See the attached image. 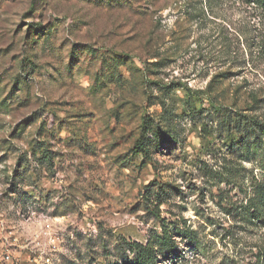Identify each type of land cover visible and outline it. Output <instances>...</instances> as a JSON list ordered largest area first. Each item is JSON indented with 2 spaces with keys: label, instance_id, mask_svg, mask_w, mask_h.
Returning a JSON list of instances; mask_svg holds the SVG:
<instances>
[{
  "label": "rangeland",
  "instance_id": "374dc122",
  "mask_svg": "<svg viewBox=\"0 0 264 264\" xmlns=\"http://www.w3.org/2000/svg\"><path fill=\"white\" fill-rule=\"evenodd\" d=\"M246 117L260 0H0V264H264Z\"/></svg>",
  "mask_w": 264,
  "mask_h": 264
},
{
  "label": "trees",
  "instance_id": "16d2710c",
  "mask_svg": "<svg viewBox=\"0 0 264 264\" xmlns=\"http://www.w3.org/2000/svg\"><path fill=\"white\" fill-rule=\"evenodd\" d=\"M260 1L264 4V0H260ZM244 124H245V130L244 131H246L247 135L250 136L252 134V132H254V134L258 138V140L262 141V137L264 136V120L259 119V118H255V117H246V121ZM150 129L151 128H148V130H150ZM137 148H139V150H138L139 154H143L145 151L148 152L146 149V143L142 139H140L138 141ZM37 150H40V148L34 147V151H37ZM46 157L50 158L51 156L49 154H46ZM26 162L29 164V158H26ZM24 164H23V166H28L27 164H25V165ZM253 189H255V191L257 193L259 192V194H261V199L259 200V209H262V206L264 207V193H263L264 192V185L253 184ZM157 208H158V211H160L159 205L157 206ZM150 242L151 241H149V244H147L146 246L138 245V248H140V251L138 254V264H150V262H151L150 258L152 257V254L154 251L153 246Z\"/></svg>",
  "mask_w": 264,
  "mask_h": 264
}]
</instances>
